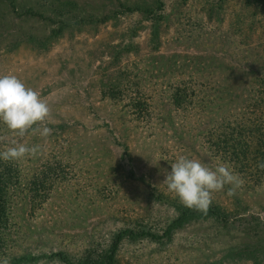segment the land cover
I'll use <instances>...</instances> for the list:
<instances>
[{
  "label": "rangeland",
  "instance_id": "374dc122",
  "mask_svg": "<svg viewBox=\"0 0 264 264\" xmlns=\"http://www.w3.org/2000/svg\"><path fill=\"white\" fill-rule=\"evenodd\" d=\"M66 1L76 5L77 18L119 10L113 0H15L16 8L0 0V76L16 75L40 94L50 108L44 126L53 130L48 137L31 129L20 137L0 123V136L7 138L0 151L16 143L41 149L19 160L26 176L17 189L11 186L0 260L26 255L37 260L25 264H61L46 258L56 252L75 260L87 249L104 248L112 234L137 220L160 232L174 218L168 202L179 201L162 182L181 155L212 168L227 165L243 179L234 196H227L229 186L213 193L212 204L228 215L226 225L192 221L165 244L123 246L120 264H225L221 260L230 249L259 240L264 246V170L236 172L205 140V133L235 130L255 117L264 126V4L163 0L165 19L153 51L147 23H138L135 14L54 34L48 18L56 21V7ZM26 8L41 17L21 15ZM164 59L175 67L163 65ZM178 72L196 90L189 74L207 81L215 74L216 89L227 88L224 101L216 103L225 122L213 113L200 118L198 109L187 107L172 125L166 80ZM109 84L120 92L117 103L102 98ZM254 91L260 102L256 113ZM132 99L149 106L144 119L129 115ZM246 143L250 154L256 147L249 138ZM56 162L61 171L55 169L44 192L31 201L25 182Z\"/></svg>",
  "mask_w": 264,
  "mask_h": 264
},
{
  "label": "trees",
  "instance_id": "16d2710c",
  "mask_svg": "<svg viewBox=\"0 0 264 264\" xmlns=\"http://www.w3.org/2000/svg\"><path fill=\"white\" fill-rule=\"evenodd\" d=\"M8 1L10 5L16 8V4L14 3L15 0ZM113 1L115 2V6L119 8L118 11H112L102 15L87 14L84 17L79 18L72 14V10L76 5L73 2L66 1V3L59 5L63 7H56V21L48 18V20L56 26V30H54L53 33L59 34L67 28H72L83 23L95 22L98 24H104L109 20H116L118 16L135 14L140 17L138 23L141 21L147 23L146 27L149 29L150 41L152 44L151 49L156 51L158 49L157 38L159 25L165 19L163 0H137L134 3H131V5L123 3L120 0ZM180 1L184 2L185 0ZM257 2L264 4V0H257ZM65 6L69 7L66 8ZM21 12H23L22 14L20 13L21 15L30 14L41 17V14H38L29 8H26ZM49 36L50 37L46 40L39 42L41 48L45 47L46 43L53 37L52 34ZM127 47L129 46L122 47L120 51L128 49ZM161 62L163 65H167L168 68L172 66L175 67L176 65L173 60L171 63L167 59H164L165 63L162 60ZM183 75L184 73L178 72L176 76H173L172 73L169 80H166L169 82L168 97H166V99L168 101L169 113L173 120H170L172 125H175L174 122L178 121V119L176 120L175 118H181V116H183L182 113L186 112L187 107H190V109L193 110L198 109L196 113L200 118L201 115L206 117L208 113H213V115L218 116L219 113L217 109H220L221 107L217 106L216 103H222V101H224V98H226L224 93L227 88L225 87L224 89V87H222L220 90L216 89L218 88L220 81L215 78V74L211 76L213 78L207 81L197 78L194 76V73H191L188 75V78L193 79L198 83V89L196 90L188 84L183 83L185 79V76L181 77ZM126 76L125 71L123 77ZM118 93L120 94V92L115 91L109 84L105 92H103L102 98L103 100H106L107 103L113 102L114 104L117 103ZM196 93L199 95L196 96ZM253 98L251 106L253 107V113H256L254 112V108H257L260 105V102L258 103L256 101L258 99L257 93H255ZM130 105L131 107L127 109L130 113L129 115L133 116L134 120L144 119V115H147L149 106L138 99L130 100ZM225 118H227V115L224 114L223 116H220L218 120L225 122ZM258 121H260V117H255V120L253 119L250 125L241 126V128L238 127L235 129L236 131L231 130L220 132L214 136L205 133L206 148L214 151V153L219 154L220 156H224L227 161L235 166L237 169L236 172L242 175L259 172L258 170L260 168L258 167V163L264 162V126H262L263 122ZM59 128L62 129L61 126H59ZM248 138L250 141H253V144L256 147V149L250 152V154H247L246 152V141ZM55 169L61 171V165L59 162H56L54 167H51L50 165L44 166V171L41 170L38 174H31L30 178L27 179L25 184H27L28 190L31 192V201H34L41 192H44L48 178L54 175ZM25 173V169L21 166L19 161L8 163L0 161V251L4 247L7 236L4 229L7 226V203L10 198V191L12 187H14L13 190H15L23 184L22 180L26 176ZM168 205L169 207H172L174 211V218H172L169 223L164 224L163 227H160V232L156 230L155 226L148 227L145 223L142 224L141 221L137 220L138 222H135L132 226H126L124 229L112 234L104 248L101 247L100 250H98V248L87 249L83 252L81 258L72 260L61 252L52 253L49 256H46V258L51 259L56 257V260L61 262V264H120V259H122L120 257V252L123 246L129 245L134 247L143 242L162 245L171 239L173 233H176V231L182 229L192 221H213L216 224L220 222L221 224L226 225L228 220L226 211L221 210L218 206L213 204H211L206 215L182 206L176 199L168 202ZM40 257L45 258V256ZM36 260V257L22 255L11 258L10 264H25ZM221 262H226L225 264H264V246L259 240L254 243L244 244L237 249H230L225 253ZM125 264L130 263L126 262Z\"/></svg>",
  "mask_w": 264,
  "mask_h": 264
},
{
  "label": "clouds",
  "instance_id": "9594fccd",
  "mask_svg": "<svg viewBox=\"0 0 264 264\" xmlns=\"http://www.w3.org/2000/svg\"><path fill=\"white\" fill-rule=\"evenodd\" d=\"M49 115V105L37 91L27 87L16 75L0 76V123L9 132L23 137L31 129L39 132L41 137H48L53 131L44 126ZM6 139L0 136V142ZM40 150V145L16 143L0 151V161L8 163L36 157ZM258 167L264 170V162L258 163ZM162 183L182 206L206 215L212 204L213 193L229 186L226 194L234 196L236 190L242 187L243 179L227 165L220 164L212 168L199 159L181 155L171 164V170L165 173ZM0 264H10L9 258L4 257Z\"/></svg>",
  "mask_w": 264,
  "mask_h": 264
}]
</instances>
